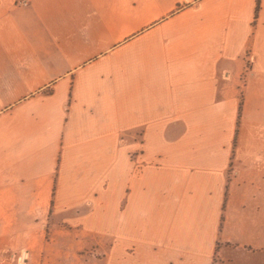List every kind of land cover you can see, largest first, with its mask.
<instances>
[{"label": "crops", "instance_id": "0c3cea01", "mask_svg": "<svg viewBox=\"0 0 264 264\" xmlns=\"http://www.w3.org/2000/svg\"><path fill=\"white\" fill-rule=\"evenodd\" d=\"M17 1L0 0V261H43L54 231L98 237L104 264L225 262L235 188L264 196V0Z\"/></svg>", "mask_w": 264, "mask_h": 264}, {"label": "rangeland", "instance_id": "374dc122", "mask_svg": "<svg viewBox=\"0 0 264 264\" xmlns=\"http://www.w3.org/2000/svg\"><path fill=\"white\" fill-rule=\"evenodd\" d=\"M229 173V171H228ZM231 187L230 181L226 183V193ZM232 188V187H231ZM249 193L248 185H241V187L235 188L232 200H230L231 205L228 206L223 213V220L221 222L222 228L221 235L223 236V241L221 245L215 247L213 251V257L209 261H225L218 262V264H260V256L241 258V250L237 247L239 244H245L248 242H254L256 245H264V218L261 217L262 213L257 214V206L264 205V196L261 194L256 198L252 199V204L249 207V199H247ZM258 199V201H256ZM247 206H244L246 205ZM253 210L252 218L248 210ZM234 215L240 216L242 219V228L238 231V220L233 219ZM238 219V218H237ZM234 225H236L234 227ZM52 232V233H51ZM46 235L48 241V250H44V254L47 257L43 261H22L20 259V254L14 257V261H0V264H104L106 250L104 248L103 242L96 238V243H93L90 235L87 236L88 239L85 241L83 238L86 236L81 235L80 238L82 242H78L74 239V235L70 233L56 235L54 231H51ZM86 239V238H85ZM84 240V241H83ZM24 245H29V240L23 242ZM31 254L36 257L37 253L31 250ZM149 259H144V255H141L139 251L138 261H151L152 256L149 255ZM246 257V256H244ZM214 258V259H213ZM151 259V260H150Z\"/></svg>", "mask_w": 264, "mask_h": 264}, {"label": "trees", "instance_id": "16d2710c", "mask_svg": "<svg viewBox=\"0 0 264 264\" xmlns=\"http://www.w3.org/2000/svg\"><path fill=\"white\" fill-rule=\"evenodd\" d=\"M258 2H259V0H257V9H258ZM238 128H239V120H237V122H236V130H235V135H234V139H233V146L234 147L236 145V140H237V135H238Z\"/></svg>", "mask_w": 264, "mask_h": 264}, {"label": "built area", "instance_id": "2783aa9c", "mask_svg": "<svg viewBox=\"0 0 264 264\" xmlns=\"http://www.w3.org/2000/svg\"><path fill=\"white\" fill-rule=\"evenodd\" d=\"M27 0H18L16 2L17 5H20V6H26L27 5ZM20 260V259H19Z\"/></svg>", "mask_w": 264, "mask_h": 264}]
</instances>
